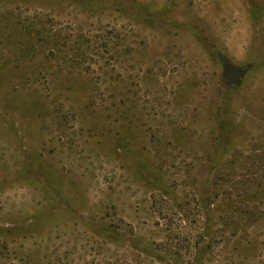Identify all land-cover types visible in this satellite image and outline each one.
Returning <instances> with one entry per match:
<instances>
[{
  "label": "rangeland",
  "instance_id": "obj_1",
  "mask_svg": "<svg viewBox=\"0 0 264 264\" xmlns=\"http://www.w3.org/2000/svg\"><path fill=\"white\" fill-rule=\"evenodd\" d=\"M0 264H264V0H0Z\"/></svg>",
  "mask_w": 264,
  "mask_h": 264
},
{
  "label": "water",
  "instance_id": "obj_2",
  "mask_svg": "<svg viewBox=\"0 0 264 264\" xmlns=\"http://www.w3.org/2000/svg\"><path fill=\"white\" fill-rule=\"evenodd\" d=\"M223 63L225 65L224 79L233 85H237L244 73V67L235 66L228 58L223 57Z\"/></svg>",
  "mask_w": 264,
  "mask_h": 264
}]
</instances>
